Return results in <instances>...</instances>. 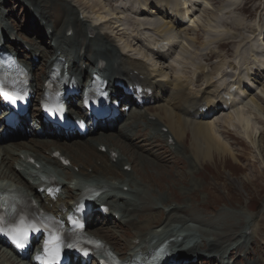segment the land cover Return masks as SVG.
I'll list each match as a JSON object with an SVG mask.
<instances>
[{"label": "bare ground", "instance_id": "bare-ground-1", "mask_svg": "<svg viewBox=\"0 0 264 264\" xmlns=\"http://www.w3.org/2000/svg\"><path fill=\"white\" fill-rule=\"evenodd\" d=\"M118 1L107 0L109 9L107 8L106 11L114 13V15H121L120 20L118 18L112 24L111 29L101 28L111 25L110 20H107L109 19L108 15L96 17L98 21L94 19V22H91L89 18L86 19L87 13L84 10L76 9L74 5L65 2H58L56 5L61 4L63 10L60 15L65 17V21L61 29L56 30L57 15L51 16L49 13L50 9L56 6L53 0H18L21 6L32 10L31 21L33 19L43 27V38L49 41L47 48L42 49L36 44L28 43V50L20 49L16 53L15 44L10 42V34H14L11 28L16 24L10 20L9 15L1 11L0 34H9L5 40L6 47L15 57H23V60L20 61L29 70H32L34 64L32 57L38 55V59L43 61L46 51L51 56L44 65L47 72L52 68L54 62L63 61V64L67 66V72L71 75L70 82L77 91L85 87L95 70H99L97 67L100 62L104 64L103 69L99 72L104 78L105 85L108 86V94H121V90L114 87L117 77L130 86L139 84L148 88L151 91V96L146 99L144 104V106H148L146 112L128 114L119 129L113 132L119 134L123 140L128 141L141 128L148 132L149 137L159 139L164 147L174 155L180 154V156H184V159L189 160V167L192 169L195 168L194 163L198 164L200 160L203 161V158H198L193 153L185 156V152H182L184 150L183 138L190 132L192 143L199 151L205 149L204 154L207 159L212 157L213 149L226 154L227 149L223 148L224 145L219 142L221 137L212 127H215L219 122L232 128L243 126L244 123L249 124V116L253 115L252 111H255V114H264V108L258 100L260 96L264 100V79L260 81L259 77L261 75V78H264V59L259 57L261 49L264 53V45L258 44L245 52H239L236 55L235 64L226 63L221 70L217 66L209 65L208 70L207 67L199 65L195 69L194 80L184 81L183 77L179 75L177 67L165 66V70L171 69L172 72L167 73V71H163V67H157V63L169 57V50L176 47V44L182 46L184 52L193 50L197 57L208 63L222 46L236 42H239L238 45H240V43L246 42L249 38L243 37L241 34L244 29H247L251 36L264 44V20L258 21L254 26L246 25L237 14L244 7L243 0H220L216 8L213 6L212 0H125L124 6L128 5L129 7L122 9L120 13H115L112 8L119 10L116 7ZM121 3H123L122 0ZM131 4H134V7H130ZM202 5H204L203 13L206 19H210L209 15L213 14L214 18L218 12L222 11H225L224 13L228 16L236 13V16L232 18L229 16L227 20H219V24L225 28V32L221 33L214 25L209 23L205 25L202 23V19L196 17L198 8ZM0 6H4V0H0ZM103 14L104 12L101 15ZM142 15L145 19H139ZM128 23H131L133 27H128L130 34L123 38L126 34H120V32L123 31L122 27ZM135 24H138L139 27L133 30ZM190 25L194 27H190ZM99 30L107 31V33H101ZM17 31L16 35L18 36L20 30ZM141 31L152 32L156 39L150 41L151 37L143 36ZM109 34H114L118 40L122 41V46H119V49L114 44V36L111 37ZM1 35L0 46L3 39ZM164 44L166 47L168 46L165 54L160 51L162 48L164 49L162 46ZM212 46L214 47L212 48ZM134 48H138V52L140 50V53L136 54L140 57L127 55L126 51L133 52ZM203 51L205 53H202ZM177 63L181 66V63ZM182 68L184 67L182 66ZM225 69L232 70L233 73L228 72L229 76L225 79V83L214 86L217 82L211 75L219 73L222 76V74H226ZM38 79L42 88L46 75L42 74L40 78L34 77L33 83H37ZM199 80L202 81L200 88L193 91L192 88L197 86ZM231 87L235 88L233 93L229 90ZM252 92H258L260 95ZM224 95H228L229 100H225ZM236 102L238 103L236 104ZM78 107L79 103L74 105V108ZM204 108L206 110H202ZM234 108L235 111H238L231 113ZM217 111H223L225 114L215 122L208 123V116L211 118L215 112L218 113ZM31 119L35 124L31 128V138L23 140L13 137L8 145H3L0 138V166L7 174L4 177H1L2 174L0 175V181H2L0 189L7 186L19 196L33 197L38 201L41 209L58 217H61L64 211L58 207V204L64 205L66 210H71L86 188L96 189L101 194L94 199L96 201L92 204L90 215L95 214V219L100 218L107 223L127 227L133 235L126 242L124 251L116 250L107 242L111 248L110 251L121 260L130 261L135 255L145 256L152 248L168 241V244L163 248L164 257L160 263L173 264L178 260H186L187 257L193 258L202 255L219 259V261H215V264H228L223 263V257L231 255L240 246L244 253H248L249 246H252L253 241L262 231L263 211L252 215L247 223H242L241 231L237 233L227 248L217 246L220 238L230 232V228L232 229V227L228 228L227 220L226 223L219 221L218 224H213L214 226L198 230V235L202 236L200 242L199 240L194 242L191 235L188 237L180 227L169 225L171 222L178 225L185 224L186 222L182 219L172 217L169 218V222L163 223V226H154L159 217L158 213L166 214L165 217H168L176 211L181 212V210L176 204V206L172 204L163 206L164 204L161 203L155 205L148 203V197L144 198L147 194L145 195L142 190L137 189L135 183L132 184L131 177L134 175L132 176L133 168L128 156L122 153L119 148L104 143L106 134H113L111 131L103 133L100 131L97 136L91 135L84 141L66 142L50 135L48 128L42 124L39 110L37 111L36 108L32 109ZM188 125L190 129L186 134L185 128ZM39 127L42 130V136L35 134ZM102 130L104 131L105 128ZM244 132L241 131L240 134ZM247 133L242 135L244 141L253 145V134ZM260 135L254 138L255 144L259 142ZM82 153L85 156L91 155L92 160H86L87 162L84 161L85 159L77 160L76 157H82ZM55 154L68 159L70 166L65 168L54 158ZM190 158L194 160V163ZM31 160L33 163L30 162ZM37 166L40 167L36 168ZM45 166L50 167L54 175L51 171H42ZM126 168H130V171H126ZM54 177L56 185L61 187V194L57 196L55 202L44 193L37 192L41 187V179L48 180L54 179ZM137 182L140 181L137 180ZM96 207H106L107 214H102ZM187 210L190 214L191 210ZM225 219L227 217L223 220ZM194 221L198 222V220ZM95 224L97 226L100 223L96 220ZM95 226H92L91 222L86 232L93 237H98L99 230L91 231ZM217 226L222 234L214 232L217 230ZM156 227L157 229H154ZM1 247L3 246L0 244V249ZM7 260L8 258L4 259L5 262ZM237 262L238 259H235L234 264ZM249 264L256 263L250 262Z\"/></svg>", "mask_w": 264, "mask_h": 264}, {"label": "rangeland", "instance_id": "rangeland-1", "mask_svg": "<svg viewBox=\"0 0 264 264\" xmlns=\"http://www.w3.org/2000/svg\"><path fill=\"white\" fill-rule=\"evenodd\" d=\"M53 1L55 5L58 2H65L74 5L76 9L84 10L87 13L86 19L89 18L91 22H94V19L98 21L96 17L108 15L107 17L109 19L107 20H110L111 25L101 28L111 29L112 24L116 22L118 18L119 20L121 18V15H114V13L106 11L109 6L107 0ZM122 1L123 3L119 1L116 5L119 10L112 8L115 13H120L122 9L129 7L128 5L124 6L125 0ZM219 1L220 0H212V4L215 8L219 5ZM133 6L134 4H131L130 7ZM243 6L244 7L239 10L237 14L242 18L246 25L254 26L258 21L262 22L264 20V0H243ZM203 7L204 5L198 8L199 11L196 13L197 18L202 19V23L205 25L208 23L214 25L221 33L225 32V28L219 24V20H227L229 16L231 18L236 16V13H232L228 16L224 13L225 11H222L221 13L218 12L214 18L213 14L209 15L210 19H206L205 14L203 13ZM62 10L61 4H57L49 11L51 16L57 15V22L55 23L56 30H60L65 21V17H61L60 15ZM0 11L9 15L10 20L15 22L16 25L11 28L14 33L18 32V29L20 30V35H18V37L20 38L19 41L21 45L32 43L38 45L42 49L47 48V43L49 41L48 39L43 38L44 29L39 23L34 22L33 20L31 21V16L29 14L32 10L30 8L21 6L18 0H4V6H0ZM103 12L104 14L101 15ZM139 19H145L144 15L140 16ZM128 27L133 26L131 23H128L122 27L123 31L120 32V34H126V36L122 35L123 38L128 37L130 34ZM136 27H139L138 24L134 25L133 30ZM99 31L101 33H107V31L104 30ZM140 33L145 37H151V39H149L150 41L156 39V36L150 31H141ZM241 34L243 37L249 39L244 43H240V45H238L239 42H236L234 44L222 46L208 63H205L197 57L193 50H187V52H184L181 46H176L169 50L168 64L166 65H169L172 62V67H177L179 75L183 77L184 81L190 79L194 80V72L199 65L207 67L208 70L209 65H212V67L217 66V68L221 70L225 67L226 63L235 64L236 55L239 52H245L250 47H256L258 44H261L262 46L264 45L262 44L263 42L260 43L257 41V38L251 36L247 29L242 30ZM109 36H114V44L117 49H119V46H122V41L118 40L114 34H109ZM213 47L214 46H212V48ZM134 49L135 50L130 53L126 51L127 55L130 54L128 55L130 57H140V55H136L137 53H140V50L138 52V48ZM202 53H205V51ZM259 54L261 55L259 57L264 59L262 49ZM50 57L49 52L46 51L43 61H36V64L32 68L33 76L40 78V75L46 72L44 65ZM22 59L23 58H20V60ZM177 62L181 63V66ZM157 64L160 68L165 67L161 62ZM182 66L184 68H182ZM181 68L183 70L182 74ZM163 71L172 73L171 69L165 70L164 68ZM225 71L226 74H222V76L219 75V73L211 75V77L217 82L214 86L225 83V79L229 76L228 72L233 73V71L229 69H225ZM259 77L260 81H263L264 78H261V75H259ZM220 78L223 80H219ZM201 84L202 81L199 80L197 86L193 87L192 90H198ZM37 86L40 88L41 83L37 82ZM252 93L260 95L258 92ZM258 100L264 108V100L262 96H260ZM237 103L238 102H236V104ZM237 111L238 110L235 111L234 108L231 113ZM222 114V111H220L218 115H211V118L208 117V123L215 122L216 119L222 118ZM252 114L253 115L249 116V124L244 123L243 126L240 125L241 128L240 126L232 128L226 124H220L221 122L216 123L215 127H212V129L216 130L221 137L219 142L224 145L223 148L227 149V153L222 154L216 149H213L211 151L212 157L209 159H207L204 154L205 149L199 151L192 143L191 132L188 134L190 126H186L185 133L188 135L183 138L184 150L182 152H185V156H189L193 153L198 158H203V161L200 160L201 162L199 161L198 164H195L194 160L190 158L195 165V168L193 169L189 167V160H187L186 163L178 157L180 154L173 155L164 147V144L159 139L149 137L148 132L141 128H139L136 134L127 141L123 140L119 134L113 133L120 127L119 125H115L111 131L113 134H106L104 137V143L108 144V146L113 145L114 147L119 148L122 153L128 156L133 168L132 176H134L131 177L132 184L135 183L137 189L142 190L143 194H147L144 198L147 199L148 197V203L153 205L161 203L162 205L164 204L163 206L171 204L173 206L177 205L181 210V212L176 211L168 217H165L166 214L163 215L162 213H158L159 217L156 219L154 226L161 227L164 225L163 223L169 222V218L172 217L182 219L186 222L185 224L178 225L171 222L169 225L180 227L181 230H184V234L187 236L191 235L194 242H197V240L200 242L202 236L198 235V230L214 226L213 224H218L219 221H221L220 223L223 221L226 223L227 220L229 223L228 228L232 227V229L230 228V232L226 233L225 236H222L217 243L219 248H227L237 233L241 231L242 223H247L252 215H257L262 211L264 212V114H255V111H252ZM245 117L246 115L244 118ZM241 131L248 132L247 134H253V145L247 144L244 141L242 135L246 134L245 132L240 134ZM259 134H261L259 142L255 144L254 138L259 137ZM81 156L82 157L77 156L76 159L80 161L85 159V162H87L86 160H92L91 155L85 156L82 153ZM182 157L184 158V156ZM44 169L50 168L45 166ZM0 175L1 177L7 175L1 166ZM137 180L140 182L138 183ZM187 209L191 210L190 214ZM225 217H227V219L223 220ZM142 219H145V217H142ZM96 220L100 223L97 226H95ZM96 220H93L94 223L92 222V226L94 225L95 227L92 228L91 231H100L97 238L103 241L108 247L109 243L114 246L116 250L124 251L126 248V242H128L133 236L130 229L124 226L121 227L119 224L115 225L107 223L100 218H96ZM194 220H198V222ZM261 227L262 231L253 241L252 246H249L250 250L248 253H244L243 248L240 246L234 251L235 253L233 252L234 254L232 253L231 255L225 256L222 261L228 264H234V260L238 259L237 264H247L248 262L264 264V221L261 223ZM154 229H157V227ZM214 232L222 234L219 226H217V230ZM206 242L208 243V241ZM203 243L205 247V241ZM244 248L247 249V247ZM5 258H8L6 262L4 261ZM187 259H190V257ZM185 261L184 264H215L216 259L201 255L195 256V259L193 260ZM0 264L19 263L17 261H12L6 250L1 248Z\"/></svg>", "mask_w": 264, "mask_h": 264}, {"label": "snow or ice", "instance_id": "snow-or-ice-1", "mask_svg": "<svg viewBox=\"0 0 264 264\" xmlns=\"http://www.w3.org/2000/svg\"><path fill=\"white\" fill-rule=\"evenodd\" d=\"M48 243H49V242H47V241L45 242V247H47ZM69 247H71V245H69ZM56 258H57V255L54 254V255H53V260H55Z\"/></svg>", "mask_w": 264, "mask_h": 264}]
</instances>
